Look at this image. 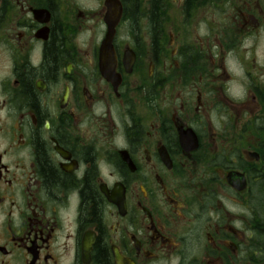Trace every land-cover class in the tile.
Segmentation results:
<instances>
[{
  "label": "flooded vegetation",
  "instance_id": "obj_1",
  "mask_svg": "<svg viewBox=\"0 0 264 264\" xmlns=\"http://www.w3.org/2000/svg\"><path fill=\"white\" fill-rule=\"evenodd\" d=\"M261 33L264 0H0V264H264Z\"/></svg>",
  "mask_w": 264,
  "mask_h": 264
},
{
  "label": "rangeland",
  "instance_id": "obj_2",
  "mask_svg": "<svg viewBox=\"0 0 264 264\" xmlns=\"http://www.w3.org/2000/svg\"><path fill=\"white\" fill-rule=\"evenodd\" d=\"M217 11V10H216ZM218 14V12L216 13ZM216 18H218V15L216 16ZM213 21L211 20V23ZM227 24H228V21H226ZM258 51L261 52V51H264V33H261L259 35V39H258ZM235 70V69H234Z\"/></svg>",
  "mask_w": 264,
  "mask_h": 264
},
{
  "label": "trees",
  "instance_id": "obj_3",
  "mask_svg": "<svg viewBox=\"0 0 264 264\" xmlns=\"http://www.w3.org/2000/svg\"><path fill=\"white\" fill-rule=\"evenodd\" d=\"M210 2H212V1H215V0H209Z\"/></svg>",
  "mask_w": 264,
  "mask_h": 264
}]
</instances>
